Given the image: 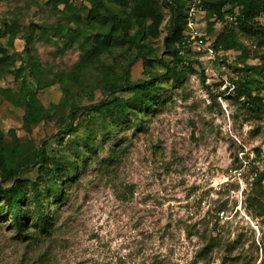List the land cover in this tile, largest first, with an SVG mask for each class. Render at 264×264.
I'll return each instance as SVG.
<instances>
[{"label": "rangeland", "instance_id": "obj_1", "mask_svg": "<svg viewBox=\"0 0 264 264\" xmlns=\"http://www.w3.org/2000/svg\"><path fill=\"white\" fill-rule=\"evenodd\" d=\"M93 1L0 0V186L21 180L32 202L36 184L53 222L38 239L33 204L23 230L0 211V264H264V112L237 93L264 103V47L226 23L212 33L216 59L176 80L159 0L153 53L130 71L132 88L154 85L147 104L114 92L135 54L89 21ZM32 93L44 118L28 127ZM58 163L79 176L67 181Z\"/></svg>", "mask_w": 264, "mask_h": 264}, {"label": "trees", "instance_id": "obj_2", "mask_svg": "<svg viewBox=\"0 0 264 264\" xmlns=\"http://www.w3.org/2000/svg\"><path fill=\"white\" fill-rule=\"evenodd\" d=\"M120 8V11H115L110 8L104 0H94L91 2V9L88 14V19L91 23L102 20L106 24H110L114 29L116 41L121 45L128 46L133 49L135 57L131 59L123 73V82L119 88L113 89L114 92H131L134 93L139 99H142L148 104L146 96H151L152 91L155 89L152 82H147L142 86L132 88L130 85V71L132 67L139 61L144 60L153 53V49L149 45L152 38H156L159 33V29L164 21L163 13L159 8V0H112ZM125 1L131 3L128 7ZM168 6L172 11V22L169 27V34L165 39L164 46L167 50V54L178 67L181 68L180 72L175 71L170 76L179 80L184 77L187 71H191L194 65H198L199 62L196 59L190 58L188 54L180 55L177 45L182 42L184 31L186 27V4L187 0H167ZM205 6L208 12V29L210 35L218 28L216 26L217 21L223 20L225 15L232 14L238 10V25L233 23H227L224 29L235 30L241 29L242 32L250 39L258 40L262 47H264V0H204ZM124 4V5H123ZM229 27V28H228ZM6 35L15 38L17 35V26L13 24L8 26L5 32ZM106 42V41H100ZM107 46V43H104ZM214 47L217 52L223 49L221 39H215ZM25 52L28 55L30 62L35 60L31 49L28 47ZM190 52V51H189ZM264 62V57H262ZM255 71L263 72V66L255 67ZM17 78L21 75L20 71H16ZM237 93L245 97L247 103L254 107L256 111L264 112V103L259 97H254L246 89H237ZM116 106L119 110L118 113L126 114L125 105L123 100H116ZM99 104L89 109L92 111H98ZM27 114L24 118L26 126L37 125L43 121L42 108L37 102V95L35 93L30 94L29 100L26 103ZM4 135L0 131V144L4 143ZM18 147V144H17ZM44 158V157H43ZM113 162V157L108 160ZM22 167L18 166L17 170ZM58 170H62L67 177V181L73 180L76 177L70 174V169L62 163L57 164ZM72 181V180H71ZM24 182L21 180L15 181L9 187L0 186V204H2L0 211L6 209V215H14L15 225L23 230L25 228V221L30 217V211L28 207L33 204L36 208L37 226H39L38 233L35 235L40 238L41 235H49V230L53 227L52 217L48 215V206L41 201L42 195L33 184L35 190V196L32 202L29 199V192L24 187ZM68 187L65 179L60 180V187H52V190L48 191V196H52L53 193H58L52 198L54 201L56 198L63 196L64 190ZM32 225L34 223L31 220ZM35 238V237H34Z\"/></svg>", "mask_w": 264, "mask_h": 264}, {"label": "built area", "instance_id": "obj_3", "mask_svg": "<svg viewBox=\"0 0 264 264\" xmlns=\"http://www.w3.org/2000/svg\"><path fill=\"white\" fill-rule=\"evenodd\" d=\"M238 10L232 14H226L223 20H218L217 27L226 23L238 25ZM208 12L204 0H187L186 4V27L182 42L177 45L180 55L188 54L190 58L199 63L213 62L218 52L214 47L215 39L207 31ZM190 51V52H189ZM221 218L224 217L222 213Z\"/></svg>", "mask_w": 264, "mask_h": 264}]
</instances>
